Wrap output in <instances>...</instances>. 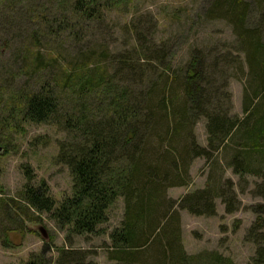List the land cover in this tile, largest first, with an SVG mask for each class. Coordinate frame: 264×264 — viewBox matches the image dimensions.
Masks as SVG:
<instances>
[{"label": "trees", "instance_id": "1", "mask_svg": "<svg viewBox=\"0 0 264 264\" xmlns=\"http://www.w3.org/2000/svg\"><path fill=\"white\" fill-rule=\"evenodd\" d=\"M103 6L101 0H73L70 6L52 7L36 24L45 27L42 32L48 38L28 35V44L15 49L22 62L13 60L12 69L20 65V74L36 78L37 85L13 88L16 92L9 102L24 122L55 123L67 132L69 139L60 142L57 160L70 171L72 195L57 205L44 182L33 186L28 180L19 194V212L6 203L3 214L15 230L22 229L25 220L34 221L28 216L34 210L68 226L72 235L94 234L121 197L123 219L109 234L115 264H185L192 257L186 258L177 241L178 210L214 215L216 198L228 213L239 205L230 180L207 185L179 200L168 198L169 188L189 182L191 162L227 152L228 167L240 179L264 177V8L260 6L263 15L253 23L247 0H216L206 13L209 20H223L230 26L236 56L218 46L209 52L192 50L183 67L171 70L167 42L142 38L136 26L128 50L114 52L103 44L87 49L77 46L68 68L57 65L51 51L55 40L78 36L79 23L102 20ZM25 10L10 5L0 11V17L9 21L8 33L20 31L16 21H22L26 13L35 15L33 9ZM65 11L72 16L64 15ZM17 41L8 40L7 49ZM81 41L78 37V44ZM159 65L167 68L162 75ZM230 67L246 78L241 118L231 115L217 83L224 74L222 68ZM12 69L5 70L6 77ZM58 87L76 98L70 111L62 108ZM67 95L65 100L71 98ZM102 95L108 100L107 109ZM201 118L207 135L202 147L193 135ZM252 193L264 198V182L254 184ZM254 213L246 240L256 246L252 264H264V210L257 206ZM160 235L168 238L164 246ZM24 264L96 263L88 262L82 252L60 249L55 261L35 255ZM212 264L233 263L216 255Z\"/></svg>", "mask_w": 264, "mask_h": 264}, {"label": "rangeland", "instance_id": "2", "mask_svg": "<svg viewBox=\"0 0 264 264\" xmlns=\"http://www.w3.org/2000/svg\"><path fill=\"white\" fill-rule=\"evenodd\" d=\"M215 1L101 0L105 8L101 11L102 20L79 23L78 36H60L53 43L51 51L58 62L57 65L68 68L73 61L72 56L78 49L77 46L87 49L103 44L109 45L110 50L114 52L128 50L132 39L135 38L133 27L137 26L142 38L152 39L155 43L167 42L171 70L183 67L192 50L209 52L213 46H218L230 49V54L236 56L233 49L235 39L230 26L223 20H209L206 16ZM72 2L73 0H0V11L4 12L10 5H16L26 10L33 9L35 13V15L26 13L27 16L23 17L22 21H16L20 23L17 24L20 29L18 33H8L6 28H9V21L0 17V146L4 148V153L0 154V264H24L35 255L42 256L47 261H55L60 249L82 252L88 262L115 264L110 257L113 247L109 234L120 226L123 219L124 201L121 197L108 210L107 221L97 227L100 229L99 233L94 234L72 235L66 229L68 226L64 227L57 223L45 212L34 210L28 211L29 218L34 221L25 220L20 225L22 229L15 230L13 225L11 227L7 223L3 214V205L6 203L19 212V194L28 180L33 186L44 182L49 195L57 205L72 195L70 171L57 160L60 142L69 139L67 132L59 129L55 123L24 122L20 115L13 112L15 106L9 102L11 94L16 92L15 89L23 90L27 89L28 85L31 87L37 85L36 78L29 80L27 75L20 74V65L17 69H12L13 60L17 59L19 64L22 62V57L17 55L19 51L15 50L16 47L23 49L24 45L28 44V35L48 38L45 36L47 33L42 32L45 27L36 26L41 23L39 18L43 20V16L49 13L52 7L59 9L62 6H70ZM247 2L251 11L249 22L260 20L264 0L258 1L260 5L257 0ZM64 15L72 16L68 11H65ZM23 21L25 24H21ZM78 37L82 40L80 44L77 42ZM13 38L18 41L16 46L9 50L8 40ZM7 69H12V72L10 71L12 74L7 75L8 77L4 73ZM166 69L165 66L159 65L157 71L162 75ZM222 69L224 74L217 79L222 101L228 103L231 115L241 118L244 114L242 98L246 78L238 68ZM2 80L8 82L10 86L8 84L6 87ZM4 86L6 88H3ZM67 92L60 87L56 89V94L62 100L60 103L63 104L62 108L70 111L71 101L76 98ZM67 94L71 98L65 100ZM105 97L102 95L101 98L107 109L108 100ZM224 106L228 110L227 104ZM205 128L206 121L201 118L193 129V135L201 147L206 145ZM227 160V152H215L207 159L195 158L189 167L190 179L187 185L171 187L166 191L168 198L179 200L207 185H219L221 180V183L230 180L239 201L238 209L231 213L226 212L220 198L215 199L214 215L192 214L186 210H178L180 229L177 241L186 258L192 257L191 262L186 261L185 264H212L216 255L229 259L233 264H252L251 259L256 246L246 240V234L255 220L254 210L257 206L264 210V198L255 196L252 190L254 184L264 182V177L245 176L240 179L228 167ZM38 225L45 229L48 241L45 242L39 235L36 228ZM159 239L160 244L164 246L168 238L160 235Z\"/></svg>", "mask_w": 264, "mask_h": 264}, {"label": "water", "instance_id": "3", "mask_svg": "<svg viewBox=\"0 0 264 264\" xmlns=\"http://www.w3.org/2000/svg\"><path fill=\"white\" fill-rule=\"evenodd\" d=\"M4 153V148L2 146H0V154ZM37 228V231L39 233V235L42 237L43 240L48 241L49 240V237L45 231V229L42 227V226H36Z\"/></svg>", "mask_w": 264, "mask_h": 264}]
</instances>
